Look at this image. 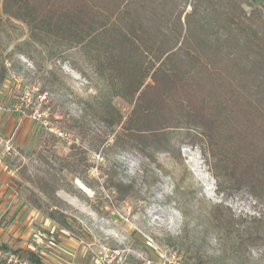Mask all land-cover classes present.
I'll list each match as a JSON object with an SVG mask.
<instances>
[{
	"label": "rangeland",
	"instance_id": "1",
	"mask_svg": "<svg viewBox=\"0 0 264 264\" xmlns=\"http://www.w3.org/2000/svg\"><path fill=\"white\" fill-rule=\"evenodd\" d=\"M239 1L264 19V0ZM86 49L33 38L0 0V264H31L24 250L43 264H264V205L223 191L184 131L150 155L111 147L134 101ZM109 178L133 190L121 199Z\"/></svg>",
	"mask_w": 264,
	"mask_h": 264
},
{
	"label": "trees",
	"instance_id": "2",
	"mask_svg": "<svg viewBox=\"0 0 264 264\" xmlns=\"http://www.w3.org/2000/svg\"><path fill=\"white\" fill-rule=\"evenodd\" d=\"M3 11L35 39L85 45L96 69L134 101L112 148L150 155L172 149L170 131H184L182 141L209 153L223 191L247 189L264 205L262 17L256 25L239 0H3ZM36 178L55 196V177ZM107 181L121 199L134 187Z\"/></svg>",
	"mask_w": 264,
	"mask_h": 264
}]
</instances>
